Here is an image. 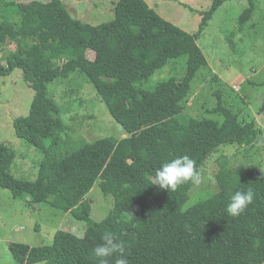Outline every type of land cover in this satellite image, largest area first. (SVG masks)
Returning <instances> with one entry per match:
<instances>
[{"label":"trees","instance_id":"16d2710c","mask_svg":"<svg viewBox=\"0 0 264 264\" xmlns=\"http://www.w3.org/2000/svg\"><path fill=\"white\" fill-rule=\"evenodd\" d=\"M224 1L212 0L199 32ZM113 9L112 20L91 25L72 18L60 0L0 1V47L15 50L0 58V77L19 69L33 91L28 114L13 120V131L43 156L34 181L18 179L11 174L15 153L0 143V187L14 198L46 203L86 224L82 236L56 231L49 246L9 243L14 263L98 264L94 249L111 232L123 241L129 264H262L264 177L255 168L230 170L219 160L216 192L185 210L194 181L175 191L155 185V172L164 162L188 155L199 172L221 145L255 146L262 128L255 119L242 122L219 97L210 113L221 116V123L184 115L191 83L207 66L195 37L159 17L144 0H117ZM253 10V0H248L238 18L240 27ZM183 55L187 66L182 78L170 77L153 90L139 85ZM75 72L90 80L127 136L79 143L63 155L65 126L48 86ZM258 112H264V100ZM97 180L114 206L93 222L85 196ZM248 188L253 203L240 216H229L231 194Z\"/></svg>","mask_w":264,"mask_h":264},{"label":"rangeland","instance_id":"374dc122","mask_svg":"<svg viewBox=\"0 0 264 264\" xmlns=\"http://www.w3.org/2000/svg\"><path fill=\"white\" fill-rule=\"evenodd\" d=\"M60 1L72 18L91 25L112 20L113 8L117 2ZM144 1L159 17L195 37L207 62V66L197 72L191 83L183 114L221 123V116L210 113L219 97L242 122L255 119L262 128L261 139L252 148L239 147L237 144L221 145L207 156L198 172L200 180L198 183L194 181L182 209L185 210L216 192L214 174L219 160H225L230 170L239 166L255 168L264 177V112L257 113L264 100V0H253L252 16L242 27L238 24V18L248 6V0L222 2L201 32L199 27L202 13L210 8L212 0ZM0 20L3 18L0 17ZM14 51L6 44L0 47V58H7ZM93 56V51L88 50L87 57L93 59ZM186 66V55L172 59L139 85L153 90L158 83L170 77L182 78ZM48 93L60 107L65 126L61 133V138L65 141L60 148L61 154L74 150L79 143H92L107 137L118 140L127 136L124 128L108 112L93 84L82 73L75 72L67 79L54 80L48 86ZM32 96L33 91L23 81L19 69L0 77V143L15 153L11 174L28 181L36 179L38 164L43 156L35 147L15 136L12 123L15 118L28 114ZM85 198L91 204L90 220L93 222L102 220L114 206L113 197L102 193L99 180ZM85 229L86 224L75 220L69 213L46 203L30 204L28 197L14 198L7 189L0 187V264H15L8 248L11 242L31 247L49 246L58 230L82 236Z\"/></svg>","mask_w":264,"mask_h":264},{"label":"clouds","instance_id":"9594fccd","mask_svg":"<svg viewBox=\"0 0 264 264\" xmlns=\"http://www.w3.org/2000/svg\"><path fill=\"white\" fill-rule=\"evenodd\" d=\"M200 176L196 169V162L188 155L174 158L164 162L155 172V185L165 190L175 191L185 182H199ZM254 192L251 188L246 191H235L230 196L227 204V214L238 217L253 203ZM94 255L98 264H111V258L116 257L114 264H129L123 241L119 240L111 232H105L101 242L95 247Z\"/></svg>","mask_w":264,"mask_h":264}]
</instances>
